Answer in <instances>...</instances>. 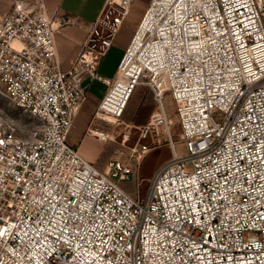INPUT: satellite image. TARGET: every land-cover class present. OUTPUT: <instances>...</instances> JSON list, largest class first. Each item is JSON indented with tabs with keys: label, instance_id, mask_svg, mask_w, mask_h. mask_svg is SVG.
<instances>
[{
	"label": "built area",
	"instance_id": "2783aa9c",
	"mask_svg": "<svg viewBox=\"0 0 264 264\" xmlns=\"http://www.w3.org/2000/svg\"><path fill=\"white\" fill-rule=\"evenodd\" d=\"M132 3L133 0H106L87 29L78 55L68 67L62 65L56 41L58 26L48 15L45 0H16L7 11L0 13V94L37 123L34 131L23 133L13 119L0 117V139L5 140L0 155H16L11 175L19 172L20 177L27 176L29 180L32 178L29 168L40 167L46 159L50 161L57 156L56 164L65 160L66 172L73 168L87 169L89 179L96 181L98 200L107 210L105 214L111 213L114 221L118 217L127 219V224H113L117 231L109 233L114 239L106 246L107 261L110 264H159L157 259L146 255L155 245L151 241L145 244V239L146 233L153 228L159 231V224H152L149 218L161 219L158 213L163 203L161 196L166 195L164 190L176 188L181 182H187L188 177L199 181L201 186L208 185L210 177L205 175L202 181L199 179L198 173L204 169L212 173L211 179L219 178L220 173L213 171V161L219 162L220 171H225L228 158L238 163L232 154L233 147L243 150L246 142L253 143L241 136L242 128L249 136L256 131L255 123L246 116L256 111L264 117V50L252 46L254 41L261 43V36H264L261 31L264 29V0H243L245 8L237 0H185L178 6H174L173 0H150L133 30L116 74L112 78L105 77L99 73L98 66L115 43ZM186 12L188 21L196 26L194 32L190 30V41L206 40L210 34L232 26L239 33L247 49L240 51L244 53L251 74L241 70L238 79L229 78L235 80L231 95L225 94L223 98L219 93L212 97L205 95L193 87L190 74L181 75L185 62L169 63L168 57L173 51L177 55L185 52L179 45L173 48L177 30L169 24L183 18ZM241 12L253 21L251 24L244 21L250 32L242 31L237 25V20L242 18ZM165 19L168 24L164 23ZM179 26L177 23L176 27ZM232 46L235 47L234 41ZM86 78L99 80L107 86L96 113L103 117L111 115L114 121H122L137 86L148 85L156 106L147 121L139 126V136L140 139L150 136L153 144L137 143L130 147L129 159L113 157L104 168L84 157L79 147L70 141V133L79 107L89 98L88 85L84 83ZM166 93L174 102L177 133L173 131L164 99ZM130 135V131L125 133V140ZM233 135L238 143H233ZM163 145L171 147L172 155L154 171L145 195L140 189L141 178L136 192H130L123 181L139 175L143 158L152 148ZM132 158L136 159L135 165ZM5 168L6 162H0V169ZM22 187V182L8 181L12 192ZM241 199L236 197L237 202ZM4 207L0 205V210ZM19 207L23 212L24 205ZM27 211L31 213L32 209ZM237 218V212H232L227 219L233 222L226 224L225 217L215 210L212 217H204L212 235L227 233L223 239L226 247L214 254L217 259H220L219 253L224 252L235 257L228 264H264V220L250 218L247 212L239 217L240 224L234 223ZM196 228L199 229L197 237L205 234L202 225ZM193 230V225H181L184 233ZM212 245L216 246V241H212ZM20 247L22 245L17 246V241L11 237L0 243V264H25L19 255L13 254L14 251L20 253ZM57 250L58 259L51 260V264L70 261L71 249L60 245ZM136 252L140 253L139 257L135 256ZM257 253H260L258 260ZM35 264H46V261L37 257ZM100 264L105 261L101 260Z\"/></svg>",
	"mask_w": 264,
	"mask_h": 264
},
{
	"label": "snow or ice",
	"instance_id": "6c2138e0",
	"mask_svg": "<svg viewBox=\"0 0 264 264\" xmlns=\"http://www.w3.org/2000/svg\"><path fill=\"white\" fill-rule=\"evenodd\" d=\"M237 2L242 8L246 7L243 0ZM173 3L178 6L184 4L185 0H173ZM240 15L242 18L237 20V25L242 31L250 32L244 21L251 24L252 19L243 12ZM164 23L168 24V19ZM177 23L180 25L178 28ZM228 24L232 22L228 21ZM169 27L177 30L173 48L179 45L185 49L179 55L173 51L168 57L169 63L185 62L181 75L190 74L193 87L202 90L205 95L212 97L219 93L221 98L225 94L231 95L235 80L229 78L238 79L241 70L251 74L244 53L240 51L244 49L246 52L247 49L239 33L234 30L235 26L210 34L206 40L190 41V30L194 32L196 26L188 21L186 12L183 18L172 21ZM233 41L235 47L232 46ZM252 46L264 50V36H261V43L254 41ZM246 119L255 123L256 131L249 136L247 131L241 129V136L253 143L249 145L246 142L243 150L233 147L232 154L238 163L228 158L227 170L220 171L219 162L213 161V171L220 173L219 178L211 179L212 173L207 169L198 173L201 181L205 175L210 177L208 185L201 186L199 181L188 177L187 182H181L176 188L164 190L166 195L161 196L163 203L158 213L161 219L149 218L152 224H159L158 232L153 228L146 233L145 244L151 241L155 245L154 249L146 252L150 259H157L159 264H228L235 257L224 252L219 253L220 259H217L214 254L226 247L223 239L227 233L212 235L204 217H212L215 210L225 217L226 224L233 222L227 219L232 212L238 214L234 221L236 224L241 223L239 217L244 212L250 218L254 216L264 220V117L254 111ZM233 143H238L235 135ZM4 147L5 140L0 139V148ZM57 159L58 156L50 161L46 159L40 167L33 165L29 168L28 173L32 177L29 180L27 176L20 177L19 172L11 175L14 171L12 162L17 161L16 155H0V162H6V168L0 169V205L5 206L0 210V243L11 237L17 241V246L22 245L20 253L14 251L13 254L19 255L25 264H35L37 257L51 264V260L58 259L57 246L60 245L71 249L70 261L74 264H100L101 260L110 264L106 259V246L114 238L109 233L117 231L114 223L127 224V219L118 217L114 221L111 213L105 214L107 210L98 200L96 181L89 179L87 169L80 171L73 168L71 172H66L65 160L56 164ZM9 180L22 182L23 187L12 192L8 188ZM238 196L242 197L239 202L236 200ZM20 205H24L23 212ZM28 208L32 209L31 213L27 211ZM183 224L193 225V232L181 231ZM196 225H202L204 235L197 237L199 229ZM123 230L121 227L120 231ZM212 241H216V246L212 245ZM9 247L13 248V245ZM139 255V252L135 253L136 257ZM259 255L257 253V260ZM70 261L66 259L65 264H70Z\"/></svg>",
	"mask_w": 264,
	"mask_h": 264
},
{
	"label": "rangeland",
	"instance_id": "374dc122",
	"mask_svg": "<svg viewBox=\"0 0 264 264\" xmlns=\"http://www.w3.org/2000/svg\"><path fill=\"white\" fill-rule=\"evenodd\" d=\"M121 31L125 36L129 34L131 29L128 21L124 23ZM122 52V49L116 43L111 46L102 60L103 65L101 71L103 74H109L113 71ZM103 90V86L99 83H95L92 87V91L96 92V94H102ZM164 99L173 122V131L177 133L179 130L175 117L173 99L169 93H166ZM97 105V99H93L88 114L83 119L78 118L79 116L77 114L74 125V128L77 130L75 136L78 138L80 146H84L91 153L101 151L99 157H87L89 161L104 168L113 157L120 156L121 158L129 159L130 147L137 143L153 144L150 136L142 139L139 136V126L147 121L156 106L153 91L148 85L140 84L137 86L125 109L122 121H114V118H112L113 120L109 119L108 115L104 117L97 115V108H95ZM5 116L13 119L18 130L23 133L34 131V128L37 126V123L29 114L22 111L19 107H16L7 97L0 94V117ZM98 131H101V133H98ZM128 131L131 132V135L128 140H125V133ZM97 139L101 145L97 141L95 142ZM92 141H94V144ZM171 155L172 149L169 145L152 148L147 153L143 169L140 171L141 175L139 174V178L140 176H147L141 182L140 189L142 194L145 195L147 192L149 179L154 171ZM131 161L133 164L136 163L135 158H132ZM139 178L135 179L132 177L130 180L123 181L122 184L130 192H135L138 187Z\"/></svg>",
	"mask_w": 264,
	"mask_h": 264
},
{
	"label": "crops",
	"instance_id": "0c3cea01",
	"mask_svg": "<svg viewBox=\"0 0 264 264\" xmlns=\"http://www.w3.org/2000/svg\"><path fill=\"white\" fill-rule=\"evenodd\" d=\"M15 1L16 0H0V13L7 11ZM23 1L30 2L33 0H23ZM149 1L150 0H133L130 9V14L126 20L129 22L131 31L129 32L128 35L125 36L122 34L121 31L122 28H121L115 40L116 45H118L123 51L122 55L118 63L114 67L113 71L109 74L102 73L101 68L103 65V61H102L103 59L101 60L98 66V71L103 76L112 78L116 74L118 65L123 56L125 48L130 41L133 30L137 25V23L139 22L143 14V11L146 8ZM105 2L106 0H45L46 10L48 15L55 20V26H58L56 30V41L58 45L59 56L62 65L64 67H68L70 65V61L78 55L81 46L86 39L87 29L91 26L92 21H94L98 16ZM84 83L88 85L89 98L80 107L78 113L79 116L78 118L80 119H83L88 114L92 100L97 99V102L99 103L100 99L103 97L107 89V86L103 82L96 79L91 80L89 78H86L84 80ZM95 83H99L103 86L104 90L102 94H96V92L92 91V87ZM97 106H95V108H97ZM99 132L101 131H98V133ZM75 133H77V130L73 126L70 133V141L79 147V150L83 154V156L86 158L99 157L101 151L99 150L97 151V153H91L84 146H80L78 143V138L75 136L76 135ZM96 141L100 144L98 139L95 140V142ZM92 142L94 144V141ZM146 157H144L140 163L139 173L143 169V164ZM133 178L135 179L139 178V175H134ZM140 178H141V182H143V180H145L147 176H140ZM124 187L127 188L126 186Z\"/></svg>",
	"mask_w": 264,
	"mask_h": 264
},
{
	"label": "bare ground",
	"instance_id": "6f19581e",
	"mask_svg": "<svg viewBox=\"0 0 264 264\" xmlns=\"http://www.w3.org/2000/svg\"><path fill=\"white\" fill-rule=\"evenodd\" d=\"M79 110H80V107H79V109H78V113H79ZM108 117H109V119H112L113 117L111 116V115H108ZM113 120V119H112ZM74 126V125H73ZM73 128V127H72ZM99 133H101V132H99Z\"/></svg>",
	"mask_w": 264,
	"mask_h": 264
}]
</instances>
